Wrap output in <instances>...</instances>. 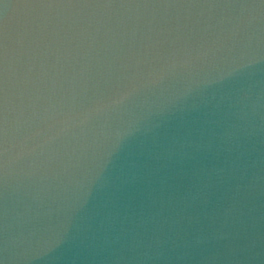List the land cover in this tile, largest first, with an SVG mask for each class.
Instances as JSON below:
<instances>
[{
    "label": "water",
    "instance_id": "obj_1",
    "mask_svg": "<svg viewBox=\"0 0 264 264\" xmlns=\"http://www.w3.org/2000/svg\"><path fill=\"white\" fill-rule=\"evenodd\" d=\"M0 264H264V0H0Z\"/></svg>",
    "mask_w": 264,
    "mask_h": 264
}]
</instances>
